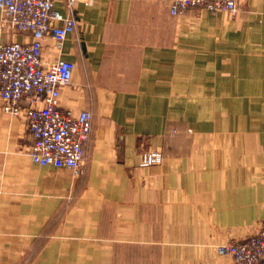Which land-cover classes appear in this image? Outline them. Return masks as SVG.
Segmentation results:
<instances>
[{"label":"crops","instance_id":"crops-1","mask_svg":"<svg viewBox=\"0 0 264 264\" xmlns=\"http://www.w3.org/2000/svg\"><path fill=\"white\" fill-rule=\"evenodd\" d=\"M249 5L57 0L78 24L42 57L75 63L60 104L94 113L85 173L35 163L0 100V264H233L216 246L264 219V0ZM1 17L0 41L31 40ZM148 149L163 160L142 166Z\"/></svg>","mask_w":264,"mask_h":264},{"label":"built area","instance_id":"built-area-1","mask_svg":"<svg viewBox=\"0 0 264 264\" xmlns=\"http://www.w3.org/2000/svg\"><path fill=\"white\" fill-rule=\"evenodd\" d=\"M67 0L73 7L77 2ZM57 0H0L1 24L15 31L27 32L31 40L0 41V100L3 111L24 115L33 143L29 154L35 163L66 167L76 175L85 173V144L93 131L94 113L90 109L74 112L63 109L61 88L72 82L75 63L64 58L45 62L43 43L53 38L61 47L78 24L77 18L63 14ZM172 15L199 7L211 14L236 13L239 0H169ZM264 13V5L262 9ZM161 151L142 152V166L160 163ZM220 255L231 257L233 264H264V219L258 230L244 239L230 237L216 246Z\"/></svg>","mask_w":264,"mask_h":264},{"label":"rangeland","instance_id":"rangeland-1","mask_svg":"<svg viewBox=\"0 0 264 264\" xmlns=\"http://www.w3.org/2000/svg\"><path fill=\"white\" fill-rule=\"evenodd\" d=\"M251 0H239V8H238V12L237 13H234V17L236 16V14H238V13H242V12H244V13H246L247 11H252V10H257V7H250V5H249V2H250ZM256 1H259V0H256Z\"/></svg>","mask_w":264,"mask_h":264}]
</instances>
